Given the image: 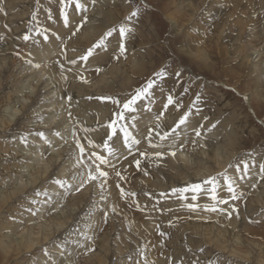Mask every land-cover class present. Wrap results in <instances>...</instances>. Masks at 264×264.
Masks as SVG:
<instances>
[{
    "label": "rangeland",
    "instance_id": "1",
    "mask_svg": "<svg viewBox=\"0 0 264 264\" xmlns=\"http://www.w3.org/2000/svg\"><path fill=\"white\" fill-rule=\"evenodd\" d=\"M190 1L118 0L117 2L105 4L116 13V20L111 27H107L103 35L101 34L93 45H96L101 37L111 28H116L117 30L111 36L106 37L104 42L109 41L110 38L117 34L119 35V25L123 24L131 29V31L126 33L124 38L125 57L130 59L136 57L140 61L145 59L146 66L142 74L132 75L130 78L126 77L121 86L116 87L113 92L98 95L97 97H112L122 102L130 98L136 89L145 86L149 79L154 80L155 84L150 89V95L144 98L154 95L157 96L158 100L160 98L161 100H165L169 95H172L174 100L172 107L175 109V113L178 114L175 116L176 118L171 126L168 125L166 127L164 133L171 130L172 126L176 127L177 121L185 112H188L189 115L194 114L193 116L202 120L201 124L210 120L211 129L213 128L214 131L218 130V132H222L220 134L210 132L209 134L201 135V137L200 135L196 136L199 138L196 145L199 147L203 145L202 150L205 151V154H202L204 155L202 159H193L191 165L199 169L200 165L204 163L201 171L205 173L198 176L195 180L193 177H188L189 179L186 178L184 180L188 182L176 183V180L172 181L173 177L169 179L166 176L167 171L162 170V174L158 173L159 171L153 168L157 164L147 165L148 172L142 174V176L140 174L136 176L146 178L147 175L154 173H158L156 176L159 174L165 176L161 177L163 178L162 182L164 181V184L170 186V191L167 190V193L161 196L157 195V192L152 193L153 189H157L156 187L146 189L142 186V183L140 186L136 185V188L128 187L129 185H126L128 181L123 182L119 178L121 172L118 171L119 169H116L117 172L114 173L113 177L107 176L108 181L113 182L112 184L115 190L117 187L118 193H124V195H121L129 199L128 205L130 207H127L126 203L123 204L122 201V204L115 208L116 211L119 210L118 217L114 216L113 218L108 214L109 211L106 210L105 206L103 208L97 207L99 209L97 211L96 207L93 208L91 216L95 213L99 214L96 216L97 220L93 228L89 225L86 226L84 221L87 212L78 214L80 215L78 216L76 213L67 211L70 213V218L68 217L69 223L67 224L69 229V231L67 229V236L70 238L71 244L77 246L73 247L71 245V251L68 250L66 253L63 248L65 231L64 229L55 230L54 226L51 231L48 230L54 237L51 240L43 239L45 236L43 230L40 232L38 228L33 230L34 232H39L38 236L41 238L40 246L33 247V250L31 249L27 254L17 251L14 242L10 243V246H4L3 239L7 231V225L15 227V224H19L21 217L25 219L27 212H36V207L40 206L41 199L45 197V188L41 189L40 192L39 190L37 192L33 191L28 196L15 197L9 201H0V264H36L35 260L39 254L48 253L50 255L57 252L59 256L54 259L53 264L57 262L59 264H77L72 251L77 253L78 249H81L80 246H85L86 244L85 251L89 247L94 249L98 247L96 243L101 242L102 237L106 240V243L116 240L122 247L119 246L121 248L119 249V254L114 251L112 253L110 247L114 245L110 244V242L108 243L110 252L108 251L106 254V264H264V171L261 170V165H264V91L262 90L264 88L262 87L260 91V94L263 95L260 96L259 93H255L258 84L255 82L254 76L249 73L250 66L246 63H241L243 59H240V56L236 54L235 46L243 44L240 42L242 40L239 36L238 28L231 27L226 32L224 30L225 27L223 25L230 13L228 10L231 8V1L226 0L212 5L204 1L198 9L186 4V2ZM85 2L87 1L79 0L81 5L88 4ZM75 3L76 0H72L65 11L68 16L75 12L76 17H73V22H76L77 26H80L82 20L91 11L85 13L82 7L77 9ZM216 5L223 6L220 11L221 13L219 12L220 15L218 14L217 19L208 21L209 14H207V8H215ZM25 7L27 8L25 9ZM95 8V12L97 13L99 9L96 6ZM19 9L27 11L25 13L27 22L24 25L27 29L24 33L29 36V39L25 40L22 38L18 41L17 49H12L17 53L21 51L19 45L34 42L36 38L48 34L51 26L64 20L60 15V0H29L28 3H24ZM133 11H136L137 15L126 19ZM211 11V15H213V9H210L209 12ZM33 14H35V18H33ZM0 15L2 16L1 11ZM49 15H51V19H49ZM93 45L89 47L93 49L92 51L102 46V44H99L93 48ZM0 48L3 49L4 46L0 44ZM13 54L8 52L4 55L6 63L8 61L9 64L4 74V85L0 89V120H2V125L0 126V191L10 190V184L8 186L5 184L11 175V169L23 167L25 165L23 163H27L26 156L16 154L15 152L20 144L22 147L24 144H31L30 138L34 134L32 131L37 130L34 129L35 125L33 123L34 121H38L36 117H26L27 113H24V111L22 114H18L17 120L12 121L4 119L2 115V109L9 106L8 95L14 94L18 88H21L24 82L23 79H25V76L17 68L18 64L11 66ZM15 56L19 57L18 54H15ZM258 58L259 56L255 57V59ZM162 68L165 70L166 75L163 77L155 76L154 74ZM177 72H179V76H177ZM31 98L23 99L27 105H30V109L36 106L34 103H31ZM104 100L110 103L111 119L112 113L118 111L119 107L114 105L111 100ZM177 104L180 105L179 108L176 107ZM94 118L97 122H102L100 118V120L98 119L96 112ZM207 126L209 127V125ZM105 133L108 134L107 129ZM223 133H225V136L222 137ZM184 139H182L183 144H174V147L170 146L172 148L169 150H176L178 149L177 146L181 145L185 148L183 150L184 153L186 155L190 154L189 158H191V153L186 151V149L190 148V143L188 141L184 142ZM226 139L232 140L231 143L233 145H230V147L224 146L223 141ZM211 151H218L223 160L226 158L227 162L224 166L220 167L217 165L210 156ZM96 153L100 154L97 151ZM82 158H86V163H89L84 168L99 164L93 158L92 153ZM196 160L198 162H195ZM245 164L247 165L246 169ZM100 167L102 168V164H100ZM112 168L115 169V166ZM135 170L139 171L136 166ZM79 173V171H71L70 175L73 178ZM117 173H120V176H117ZM208 177L215 178L216 199L212 198V185L203 183ZM97 181L98 179L93 182ZM170 181L172 183H169ZM93 182L86 185L89 187L86 196L89 195L90 186L94 184ZM179 182L182 181L180 180ZM228 182L231 183L232 192L228 190ZM176 184L180 186L176 187ZM191 184H201L200 191L193 192L188 190L182 193L180 191H171L172 189L187 188ZM58 189L61 193L60 195H63L56 197V204L63 206L68 192L64 185H60ZM131 190H135V195H130L133 193ZM104 192H108V189ZM163 192L165 191L163 190ZM38 193L40 196H38ZM252 193L253 195H251ZM194 196L196 197L195 199H193ZM233 196L236 198L233 199ZM254 196L261 201L256 200ZM253 198L256 201H253ZM226 200L227 203L220 202ZM189 205H193V209ZM62 206L61 210L66 211L68 209ZM46 207L44 208L45 211ZM212 208L216 210L211 211L210 209ZM77 210L78 205H76V209L73 212H77ZM121 210L126 211L128 215L123 212V215L120 216ZM193 212H204L205 214L212 212V214L218 216V219L220 218L222 226L227 225L229 229L233 225V231L229 233L228 237H225L228 238V241L222 237H218L213 232H210L209 236L212 240V237L217 236L216 238L222 244L227 245V248L232 247V249H236L237 254L233 252L228 253L222 247L219 248L220 245L216 246V243L209 241L199 233H193L190 229L186 230L178 227L180 223L183 224L186 220H192L190 217L193 216ZM45 214V218L50 219L53 216H50L48 212ZM154 216L162 222H169L170 229L163 228L161 232L156 226L157 224H155L158 220L148 221V219H154ZM149 224L154 228L148 227L147 225ZM144 230L148 231L145 232ZM92 233L94 234V238H96L95 244H93ZM42 234L43 236H41ZM234 234H239L240 238L237 240L233 239L235 237ZM53 242L60 244V250L50 252L49 246ZM145 252L147 253L146 255ZM25 255L27 257L24 259ZM67 257H70V259Z\"/></svg>",
    "mask_w": 264,
    "mask_h": 264
},
{
    "label": "bare ground",
    "instance_id": "2",
    "mask_svg": "<svg viewBox=\"0 0 264 264\" xmlns=\"http://www.w3.org/2000/svg\"><path fill=\"white\" fill-rule=\"evenodd\" d=\"M25 1L27 0H0V9H3L1 11L2 16L0 15V44L4 46L3 49L0 48V89L4 85V74L9 64L8 61L6 63L4 57L8 52L14 53L11 66L18 64L19 66L17 68L20 70V73L25 76L23 85L12 94L13 97L12 95H8L9 106L2 109V115L4 119L12 121L18 117L19 113L22 114L24 111V113H27L26 117H36L38 121H34L33 124L35 125L34 129L37 130L32 131L34 134L30 138L31 144H24L23 147L20 144V146L17 147L15 153L26 156L27 163H23L25 164L23 167L11 169V175L6 180L5 184L7 186L10 184V190L0 191V201H9L15 197L28 196V194H31L33 191L37 192L39 190L40 192L41 189L43 190L44 188L46 193L45 197L40 201V206L36 207V212H27L25 219L21 217L19 224H15V227L7 225V231L3 242L6 247L14 242L17 251L27 254L33 247L40 246L39 243L41 238L38 234L41 230H43L46 236H44V240L52 239L53 236L49 231H51L54 226L55 230L64 229L65 231L63 248L66 253L72 246H77L72 245L70 238L67 236V224L69 223L68 217L70 218V213H76L78 215L87 212L84 221L86 226L89 225L93 228L97 220L96 216L99 215L95 213L91 216L93 208L96 207L97 211L99 210L97 207L103 208L105 206L106 210L109 211L108 214L113 218L114 216L118 217L119 210L116 211L115 208L121 205L122 201L123 204L126 203L125 205L127 207H130L128 205L129 199L124 198L121 195L122 192L118 193L117 187L115 190L112 184L113 182L110 180L108 181V177H98L97 182L89 180L84 184L83 188H80V185L87 180L89 171L95 173L96 168V165H90L88 168H84V166L89 165V163H86V158H82L83 156L86 157L90 153L99 152V155L104 156L108 161L107 164H102V168L100 167L103 171L108 173L107 176L113 177L114 173L117 172L116 169H119L118 171L121 172L119 178L121 179V177H123V182L128 181V184L126 183L127 186L129 185L128 187L136 188V185L140 186L142 183V186L146 189H153L156 187L157 189H153L152 193L157 192V195L162 196L164 193H167V190L170 191V186L164 184V181L162 182L163 178L161 177L165 176L160 174L156 176L158 173L162 174V170L167 171L166 176L169 177V179L173 177L172 181L176 180V183H186L188 181L184 180L188 177H193L195 180L198 176L205 173L201 171L202 166L204 167V163L200 165L199 169L191 165L193 159H202L204 156L202 154H205V151L202 150L204 146L202 145L199 147L196 145L197 139H199L196 137V130L199 131L200 137L210 132L218 134L222 132H218V130L214 131L213 128L211 129L210 120L201 124L202 120H199V118L193 116V114L187 117L185 123L180 124L178 127L172 126L171 130H167L168 132L166 131L167 135H165L164 131L166 127L168 125L171 126L176 118L175 116L178 114L175 113V109L172 105L164 109V104L167 102V99L161 100L160 98V100H158L157 96L151 95L141 99L138 104L134 106V112L125 113L126 119L121 122L130 134L128 142L130 147L125 144L124 133L118 128L116 135L109 141L111 151L106 150L103 144L107 139V133H105L107 128L105 125L110 120V103L97 96L113 92L116 87L121 86L126 77L130 78L132 75L142 74L146 66V60L140 61L136 57L130 59L125 57L124 53L121 54L119 51L120 38L118 34L110 38L109 41L104 42L101 47L92 51V54L87 60H81L79 57L85 54L84 51H87L89 47L98 40L101 34L103 35L107 27H111L115 23L116 13L105 4L108 2H117L118 0H86L87 2L85 3H90V5L84 4L82 8L85 13L91 12L86 15L88 20L84 19L85 17L83 18L84 20H82L79 30L76 28V22H73V17H76V14L75 12L71 13L68 16L67 25H65L64 20L58 22L49 28L48 34L36 38L34 42L19 45L21 51L16 50L19 52L17 53L12 49H17V43L24 37V32H26L27 29L24 26L27 22V18H25V13L27 12L25 9L27 7L18 10L24 3L29 2V0L27 2ZM204 1L212 5L226 0H191L190 2H186V4L198 9L202 6V2ZM230 1L231 8L228 10L230 13L224 21V30L226 32L227 29L231 27L238 28L239 36L242 40L240 42L243 44L238 41L241 45L235 46L236 54L240 56V59H243L241 63H246L250 66L249 73L254 76L255 82L258 84L255 93L260 94L262 87L264 88V0ZM95 6L99 9L97 13L95 12ZM222 7L221 5H216L215 8L208 7V21H212L215 18L217 19L218 14L220 15L221 13ZM210 9H213V15H211L212 11L209 12ZM45 36H47V39H45ZM15 54H18L19 57H16ZM256 56H259V58L255 59ZM73 60L75 63H70V61ZM97 69H99V71H97ZM262 90L264 91V89ZM261 95L263 94H260V96ZM32 96L33 98H31ZM28 98H31V103L36 105L35 107H31L32 109L29 108L30 105H27L23 101V99ZM95 112L98 114V119L100 118L102 122H97V120H95ZM161 112L164 113L163 116H160ZM1 125L2 120H0V126ZM157 125L159 126L157 127ZM207 125H209V127ZM173 129L175 130L173 131ZM223 136H225V133L222 134V137ZM161 137L164 138L161 139ZM183 138H185L184 142L188 141V143H190V148L186 149V151L191 153V158H189L190 154L186 155L184 153L183 150L185 148L181 145L177 146L178 149L176 150H169L172 148L170 146L174 144H183ZM77 140H79L80 144L84 147L83 154L77 147ZM89 140L93 141V144L90 145ZM231 142L232 140L226 139L223 141V144L226 147H230V145H233ZM136 146L138 147L136 148ZM156 152H160L162 155L156 158ZM141 153H145L146 155H141ZM172 153H175V155H172ZM210 156L220 167L224 166L227 162L225 160L226 158L224 160L221 159L218 151H211ZM93 158L95 159V157ZM78 160H82L83 162L77 163ZM136 161L140 162L139 165L136 164ZM195 162L198 161L196 160ZM150 164H157L153 168L159 172L147 175L146 178L136 176L138 174L142 176V174L148 172L146 166ZM113 166H115V169L112 168ZM135 166L139 171L135 170ZM71 171H79L80 173L72 178L70 175ZM143 177L145 176L143 175ZM44 178L46 179L44 180ZM58 180L64 181L63 185L68 192V196L66 195L67 198H64V203L62 202L63 206L61 205L64 208H68L66 211L61 210V206L56 204V197H61L63 195H60L61 193L58 189L60 185L56 183ZM180 180L182 182H179ZM172 181L169 183H172ZM92 182L94 184L90 186V193L86 196L89 190V187L86 185L92 184ZM94 186L95 188H93ZM177 186L179 187L180 185L176 184V187ZM78 188L80 189L79 191H77ZM107 189L108 192H104ZM251 189L253 188L251 187ZM163 190L165 192H163ZM131 191H133V193L135 192V190ZM251 195H253V193ZM38 196H40L39 193ZM38 196L36 195V197ZM102 197L104 198L102 199ZM254 197L256 200L261 201L257 199L256 196ZM256 200L253 198V201ZM76 205H78V210L77 212H73V210L76 209ZM45 207L46 211L44 209ZM51 209H53V211H51ZM46 212H48L50 216L53 215L52 218H45ZM123 212L127 214L126 211L121 210L120 216L123 215ZM193 213V216L190 217L192 220H186L183 224L180 223L178 227L186 230L190 229L193 233H199L209 241L216 243V246L220 245L219 248L222 247V249L228 251V253L233 252L237 254L236 249L234 250L232 247L227 248V245L222 244V242L216 238L218 236L228 241V238L225 237H228L229 233L233 231V225L229 229L227 225L222 226L220 224V218L218 219V216L212 214V212L206 214L204 212ZM58 214H60V216H58ZM149 220L154 221L158 220V218L154 216V219L151 218L148 219V221ZM141 221L143 222V220ZM156 222L155 224H157L156 226L160 231L163 228L170 229L169 222L166 223L161 220ZM147 226L152 227L150 224ZM35 228H38L39 232H34L33 230ZM144 231L147 232L148 230ZM210 232H213V234L216 233L217 235L216 237H212L213 240L209 236ZM238 235L239 234H234L235 237H233V239H239L240 237ZM41 236H43V234ZM89 237H91V235H89ZM92 239H94L93 244H95L96 238H94L93 233ZM105 241L106 240L102 237L101 242H98V244L96 243L98 247L94 249L89 247L87 251H85L87 244L85 246L79 245L81 249H78V251L76 249L77 253L72 251V255L74 254L77 264H106L107 259L105 257H107L106 254L109 251L108 243L110 241L108 243ZM110 244L114 245L110 247L111 252L113 253L114 251L119 254V249L122 247L118 244V241L113 240ZM60 248V244L56 242H53L52 245L49 246L50 252L58 251ZM92 250H95V252ZM84 253L86 254L84 255ZM46 254H39L36 257L35 263L53 264L54 259L59 256L58 252L50 255L48 253ZM146 254L145 252V255ZM26 257L25 255L24 259ZM148 257L150 258V256ZM67 258L70 259V257Z\"/></svg>",
    "mask_w": 264,
    "mask_h": 264
},
{
    "label": "snow or ice",
    "instance_id": "3",
    "mask_svg": "<svg viewBox=\"0 0 264 264\" xmlns=\"http://www.w3.org/2000/svg\"><path fill=\"white\" fill-rule=\"evenodd\" d=\"M72 0H60V4H61V9H60V15L63 17L64 19V22H65V25L68 24V14L67 12L65 11V9L67 8L68 4L71 3ZM75 7L77 9L81 8L82 5L79 3V0H76V3H75ZM3 9H0V11H2ZM137 15V12L136 11H133L129 17H127L126 19H130L132 16H135ZM33 18H35V14H33ZM49 19H51V15H49ZM86 19V18H85ZM79 25L77 26V30H79ZM117 29L116 28H111L109 29L103 37H101V39L97 42L96 45H93V48L96 47L97 45L99 44H103L104 40L106 37H109L113 34V32H115ZM131 31L130 28H127L125 25L121 24L119 25V38H120V43H119V51L121 54L124 53L125 51V44H124V38L126 36V33ZM23 39L25 40H28L29 39V36L28 35H25L23 37ZM45 39H47V36H45ZM92 48H89L85 54L81 57H79V59L81 60H87L88 57L92 54ZM70 63H75V61H70ZM38 67V65H37ZM97 71H99V69H97ZM155 76L157 77H163L166 75V72L165 70L162 68L160 69L157 73L154 74ZM179 72H177V76H179ZM155 84V81L152 80V79H149L147 82H146V85L141 87V88H138L135 90L134 94H132L130 96V98H127L125 100H123L122 102L118 99H114L112 97H103L102 99H107V100H111V102L114 104V105H117L119 107V110L118 111H115L112 113V117L111 119L109 120V122L106 123L105 127L108 129V134H107V139L104 141V144H103V147L108 150V151H111V148L109 146V141L112 139V137L114 135H116V132H117V128H120V130L124 133V139H125V144L128 145L130 147V145L128 144L129 142V136L130 134L128 133L127 131V128L122 125V121H124L126 119V116H125V113H131V112H134L135 111V105L137 104L138 101H140L142 98H144L145 96L147 95H150V89L153 88ZM174 103V100H173V96L172 95H169L167 97V102L164 104V109H167L169 107V105H172ZM177 108L180 107V105H176ZM164 113L161 112L160 113V116H163ZM189 113L188 112H185L183 116H181L179 118V120L177 121L176 123V127H178L180 124H183L185 123L187 117H188ZM159 119V117H158ZM159 125H157L158 127ZM175 129H173L174 131ZM150 133H151V130H150ZM197 135H199V131H197L196 133ZM42 135V133H41ZM165 135H167V133H165ZM164 137H161V139H163ZM23 139V138H22ZM138 143V142H137ZM77 144V147L79 148L80 152L83 154L84 152V147L80 144V141L77 140L76 142ZM89 144H93V141L89 140ZM141 155H146L145 153H141ZM155 155L157 157H160L162 154L160 152H156ZM172 155H175V153H172ZM92 156L95 157V160L99 161L100 163L96 166L95 168V173H93L92 171H89L88 173V178L87 180L84 181V183H82L80 185V188H83L84 187V184H86L89 180L91 181H95L98 177H107L108 173L103 171L101 168H100V164H107L108 161L105 159L104 156L102 155H98L96 153H92ZM83 161L82 160H78L77 163H82ZM139 161H136V164L139 165ZM247 165L245 164V169H246ZM261 170L264 171V165H261ZM117 176H120V173H117ZM121 179H123V177H121ZM226 182H227V178H226ZM56 183L60 184L61 186H63V181H56ZM204 184H211L212 185V188H211V192H212V198L213 199H216V196H215V188H216V183H215V178L214 177H208L204 182ZM229 183V187H228V190L229 192H232L233 189H232V186H231V183ZM201 189V184H191L189 185L187 188H184V189H173L172 191L173 192H176V191H180L181 193L184 192V191H188V190H191L193 192H198L200 191ZM80 189L78 188L77 191H79ZM122 195H124V193L122 192L121 193ZM130 195H135V193H131ZM196 197L194 196L193 199H195ZM236 197L233 196V199H235ZM221 203H227V201H220ZM189 207H194L193 205H189ZM211 211H215L216 209L215 208H212L210 209ZM91 250V249H90Z\"/></svg>",
    "mask_w": 264,
    "mask_h": 264
}]
</instances>
